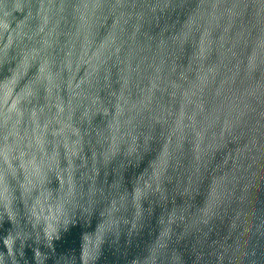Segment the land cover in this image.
I'll use <instances>...</instances> for the list:
<instances>
[{
	"label": "water",
	"instance_id": "water-1",
	"mask_svg": "<svg viewBox=\"0 0 264 264\" xmlns=\"http://www.w3.org/2000/svg\"><path fill=\"white\" fill-rule=\"evenodd\" d=\"M0 264H264V0H0Z\"/></svg>",
	"mask_w": 264,
	"mask_h": 264
}]
</instances>
